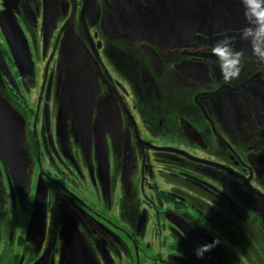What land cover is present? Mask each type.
Instances as JSON below:
<instances>
[{"label":"flooded vegetation","instance_id":"af4514ba","mask_svg":"<svg viewBox=\"0 0 264 264\" xmlns=\"http://www.w3.org/2000/svg\"><path fill=\"white\" fill-rule=\"evenodd\" d=\"M0 21V264H59L66 208L103 264H264V65L242 0H0ZM225 36L244 53L228 83Z\"/></svg>","mask_w":264,"mask_h":264},{"label":"rangeland","instance_id":"374dc122","mask_svg":"<svg viewBox=\"0 0 264 264\" xmlns=\"http://www.w3.org/2000/svg\"><path fill=\"white\" fill-rule=\"evenodd\" d=\"M1 22V21H0ZM2 33L5 34V37H8L10 40V46L11 47V52L15 59L17 60V63L21 66V72L25 74V76L29 77L32 81L33 78V72H34V62L35 60L37 61L38 58L36 57L35 51H32L29 47L28 40H27V33L25 34L23 30L18 26L15 25V27L11 28L10 30L6 31L4 27H2ZM29 36V35H27ZM40 61V59H39ZM38 61V62H39ZM36 69V68H35ZM27 82L30 83V82ZM3 88V87H1ZM81 88V87H80ZM63 90V89H62ZM90 90V89H88ZM6 95L3 94L2 98L0 96V102L4 104V109H3V114L8 118H10V109L9 105L6 104L7 98H9L7 91L5 92ZM80 93V92H79ZM77 93V94H79ZM71 96H73L71 94ZM7 99V100H6ZM17 134L12 137V139L9 141L10 144L14 145L19 152L23 155V158H26V154L24 153V150L27 151V147L29 145L28 143V132H26L24 129L19 128L18 131H15ZM28 152V151H27ZM112 193V192H110ZM103 198L107 199L108 193H102ZM43 201H45V197L42 198ZM8 201V200H6ZM43 203L38 204L36 209L33 211L31 215V224H36V225H41L42 222V214L44 210ZM46 210V209H45ZM44 210V211H45ZM14 209L9 207H4V203H0V226L4 222H8L7 220L12 216V213H14ZM53 212L56 211H50V216L53 214ZM66 215L64 217L65 222H63V215ZM64 215V216H65ZM59 218L61 219L60 224L63 227V253H66L68 255H63L61 254L59 258V264H76L73 260V255H72V248H75L80 254L85 257V261H87L86 264H103L101 260H99L98 253L95 252L93 249V246L90 244L89 240L87 239V232L89 226V221L84 218L83 220L81 219L79 214H74L70 213L68 208H66V211L62 212L60 210L59 213ZM51 219V218H50ZM53 221V219H51ZM67 221V222H66ZM62 223H64L62 225ZM81 224V225H79ZM93 228V226H92ZM115 241V240H113ZM116 242V241H115ZM117 243V242H116ZM110 248L112 249V246L110 245ZM114 252L115 249H112Z\"/></svg>","mask_w":264,"mask_h":264},{"label":"clouds","instance_id":"9594fccd","mask_svg":"<svg viewBox=\"0 0 264 264\" xmlns=\"http://www.w3.org/2000/svg\"><path fill=\"white\" fill-rule=\"evenodd\" d=\"M242 4L248 26L241 31L240 38L248 42L256 61L264 65V0H242ZM211 51L218 61L223 81L228 83L236 79L240 74L244 53L234 47L232 38L225 36L218 40ZM197 254H201V249H197Z\"/></svg>","mask_w":264,"mask_h":264},{"label":"water","instance_id":"95a60500","mask_svg":"<svg viewBox=\"0 0 264 264\" xmlns=\"http://www.w3.org/2000/svg\"><path fill=\"white\" fill-rule=\"evenodd\" d=\"M0 147L6 154L10 153L9 148L3 139L2 133H0ZM71 251H73V260L76 264H86L82 254H79L75 248H72Z\"/></svg>","mask_w":264,"mask_h":264}]
</instances>
